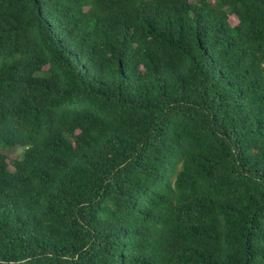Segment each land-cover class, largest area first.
Segmentation results:
<instances>
[{"label": "trees", "instance_id": "16d2710c", "mask_svg": "<svg viewBox=\"0 0 264 264\" xmlns=\"http://www.w3.org/2000/svg\"><path fill=\"white\" fill-rule=\"evenodd\" d=\"M0 264H264V0H0Z\"/></svg>", "mask_w": 264, "mask_h": 264}, {"label": "rangeland", "instance_id": "374dc122", "mask_svg": "<svg viewBox=\"0 0 264 264\" xmlns=\"http://www.w3.org/2000/svg\"><path fill=\"white\" fill-rule=\"evenodd\" d=\"M238 19L235 17V16H233L232 18H231V23H232V25H237L238 24Z\"/></svg>", "mask_w": 264, "mask_h": 264}]
</instances>
